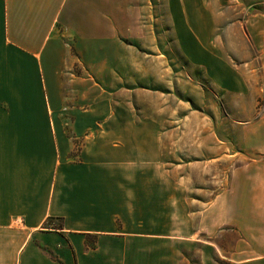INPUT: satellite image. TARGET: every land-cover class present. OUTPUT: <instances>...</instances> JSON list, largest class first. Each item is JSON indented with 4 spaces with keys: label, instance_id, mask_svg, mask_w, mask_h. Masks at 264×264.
<instances>
[{
    "label": "crops",
    "instance_id": "obj_1",
    "mask_svg": "<svg viewBox=\"0 0 264 264\" xmlns=\"http://www.w3.org/2000/svg\"><path fill=\"white\" fill-rule=\"evenodd\" d=\"M183 1L204 17L215 9ZM138 10V0H0V264H197L185 257L197 246L186 242L188 180L165 159L172 94L156 75L163 79L168 64L153 45L136 46L144 28L151 34ZM246 27L264 91V13ZM205 52L213 87L228 90L219 82L233 69L228 57ZM142 61L155 76L150 86H139ZM191 134L180 130L179 148L189 137L213 138ZM259 135L244 151L260 158L231 173L242 179L243 202H264Z\"/></svg>",
    "mask_w": 264,
    "mask_h": 264
},
{
    "label": "rangeland",
    "instance_id": "obj_2",
    "mask_svg": "<svg viewBox=\"0 0 264 264\" xmlns=\"http://www.w3.org/2000/svg\"><path fill=\"white\" fill-rule=\"evenodd\" d=\"M206 1L215 9L204 17L186 11L183 0H138L140 25L148 23L151 34L147 37L144 28L136 46L150 52L153 45L168 64L163 79L161 75L156 79L170 86L172 94L166 123L172 133L171 145L165 159L175 178L188 180L186 242L197 246L188 245L185 257L197 264L199 260L201 264H243L246 259L264 258V202H243L239 195L242 179L233 182L231 175L250 159L260 158L244 151L246 145L258 146L263 141L259 134L264 132V91L258 83L260 74L251 72L261 60L254 58L246 21L264 13V4H260L264 0ZM201 41L208 44L207 49L198 47ZM205 50L228 57L233 69H225L219 79L220 85H230L228 90L213 87L207 66L210 54ZM147 67L140 63L139 86H150L155 78ZM140 98L145 101L146 93ZM180 130L193 137L204 130L213 138L200 145L199 139L189 137L179 148L176 135ZM216 144L223 154L238 157L222 159L211 150ZM231 188L237 194L229 202L225 197L215 201ZM167 253L173 257V251Z\"/></svg>",
    "mask_w": 264,
    "mask_h": 264
},
{
    "label": "trees",
    "instance_id": "obj_3",
    "mask_svg": "<svg viewBox=\"0 0 264 264\" xmlns=\"http://www.w3.org/2000/svg\"><path fill=\"white\" fill-rule=\"evenodd\" d=\"M62 226V224L60 223V227ZM90 243V245L94 246V243L92 241H88Z\"/></svg>",
    "mask_w": 264,
    "mask_h": 264
}]
</instances>
